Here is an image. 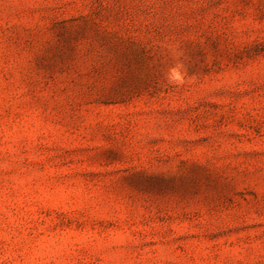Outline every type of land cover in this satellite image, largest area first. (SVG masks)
Returning <instances> with one entry per match:
<instances>
[{
	"label": "rangeland",
	"instance_id": "1",
	"mask_svg": "<svg viewBox=\"0 0 264 264\" xmlns=\"http://www.w3.org/2000/svg\"><path fill=\"white\" fill-rule=\"evenodd\" d=\"M0 264H264V0H0Z\"/></svg>",
	"mask_w": 264,
	"mask_h": 264
},
{
	"label": "clouds",
	"instance_id": "2",
	"mask_svg": "<svg viewBox=\"0 0 264 264\" xmlns=\"http://www.w3.org/2000/svg\"><path fill=\"white\" fill-rule=\"evenodd\" d=\"M179 56V53H177ZM186 70L181 62H177L174 66L170 67L167 75L165 76V81L168 84L175 85L176 87H181L185 83Z\"/></svg>",
	"mask_w": 264,
	"mask_h": 264
}]
</instances>
